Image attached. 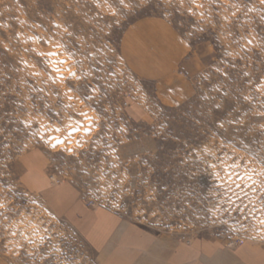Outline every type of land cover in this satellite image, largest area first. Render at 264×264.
<instances>
[{
	"label": "rangeland",
	"instance_id": "rangeland-1",
	"mask_svg": "<svg viewBox=\"0 0 264 264\" xmlns=\"http://www.w3.org/2000/svg\"><path fill=\"white\" fill-rule=\"evenodd\" d=\"M205 237L264 241V0H0V264Z\"/></svg>",
	"mask_w": 264,
	"mask_h": 264
},
{
	"label": "crops",
	"instance_id": "crops-1",
	"mask_svg": "<svg viewBox=\"0 0 264 264\" xmlns=\"http://www.w3.org/2000/svg\"><path fill=\"white\" fill-rule=\"evenodd\" d=\"M26 173L35 175L29 167ZM164 260V264H264V241L231 246L214 237L198 238L175 253H169L166 247Z\"/></svg>",
	"mask_w": 264,
	"mask_h": 264
},
{
	"label": "bare ground",
	"instance_id": "bare-ground-1",
	"mask_svg": "<svg viewBox=\"0 0 264 264\" xmlns=\"http://www.w3.org/2000/svg\"><path fill=\"white\" fill-rule=\"evenodd\" d=\"M162 56V55H161Z\"/></svg>",
	"mask_w": 264,
	"mask_h": 264
}]
</instances>
